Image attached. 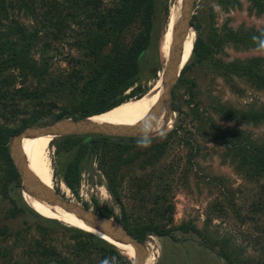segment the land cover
Masks as SVG:
<instances>
[{"label":"trees","instance_id":"1","mask_svg":"<svg viewBox=\"0 0 264 264\" xmlns=\"http://www.w3.org/2000/svg\"><path fill=\"white\" fill-rule=\"evenodd\" d=\"M247 1L251 10L264 16L263 0ZM219 2L226 11L239 7L238 0ZM38 5L45 10L35 15L34 19H40L48 39L42 45V52L37 51L43 38L42 28L37 23L36 27L29 28L25 23L2 21V18L7 19L8 8L33 14L34 10L28 1L0 0V196L11 203L5 219L23 215L34 220L30 225L24 218L26 225L21 229L27 233L34 228L38 236L25 252L27 264L30 260H34L33 264H104L105 261L107 264H132L113 245L80 228L66 227L65 222L43 218L23 202L19 193L10 194L20 187L21 180L10 156L9 142L12 136L28 127L69 118L78 120L98 116L124 103L140 99L147 92L142 84L144 70L154 63L156 78L164 67L157 54L159 41L166 31L170 16L167 0H113L108 3L103 0H63L60 3L56 0H39ZM192 26L198 31L199 25ZM48 27L57 33H52ZM64 39L70 40L71 53L63 57L64 67H55V54L52 51L56 49H51L50 42H62ZM209 40L211 43L200 36L196 37L190 59L181 74L190 63H201L208 59L227 40L245 46L264 43V31L255 33L251 30L247 34L243 32L241 36L229 31L224 38L215 37L214 42ZM213 45L216 46L215 51ZM218 66L223 67L224 75H237L256 91L264 93L262 59ZM223 116L245 124H264V108L225 110ZM193 117L198 118L197 111H193ZM184 119L162 140L101 135L61 137L54 141L56 158L70 154L72 157L66 162L55 161L57 175L60 172V181L65 189L77 198L83 165L88 159L94 158L106 180L108 193L119 203L124 174L133 172L130 170L132 167H138L139 170L154 167L166 153L171 141L177 139ZM211 130L218 133L217 139L223 141L225 153L232 158L231 161L238 162L236 168L239 171H243L249 178L264 177V142L256 144L240 131L229 132L214 125ZM204 136L207 139L208 135ZM179 141L197 150L191 138L181 137ZM155 174L158 183L165 184L162 187L164 194L154 195L150 208L143 205V216L136 218L135 223L130 224L123 207L119 219L114 216L111 208H102L92 199L94 211L113 217L138 241L146 236L168 237L176 241L173 234L175 231L196 232L189 224L171 226L173 204L165 193L170 189L171 172L163 168ZM145 179L148 182L143 185L138 179L132 178V186L136 189L132 198H136L144 187L149 188L148 183L153 179ZM156 186L159 187V184ZM139 200L145 201L142 196ZM83 206L90 208L87 204ZM258 206L260 208L261 204ZM53 227L68 234L74 242L71 257H66L54 245L47 243L46 240L52 237ZM8 231L6 225L0 226V258L6 254V248L1 247L6 237L15 235ZM17 244L23 243L18 241ZM215 246L220 249L217 256L227 264H240L237 258L229 255L232 251L228 250L226 242ZM95 254L99 255L97 259L93 257Z\"/></svg>","mask_w":264,"mask_h":264},{"label":"rangeland","instance_id":"2","mask_svg":"<svg viewBox=\"0 0 264 264\" xmlns=\"http://www.w3.org/2000/svg\"><path fill=\"white\" fill-rule=\"evenodd\" d=\"M27 1L34 10L33 14L8 8L7 19L2 18V21L25 23L29 28L36 27L37 23L42 28L41 37H43L37 51L42 52L43 43L48 41L44 34L46 29H43L40 19L34 18L45 9L40 8L39 0ZM56 1L60 3L63 0ZM103 1L108 3L113 0ZM238 1L239 7L226 11L219 4V0H194L192 11L194 19L191 18V24L199 25L198 31L193 28L195 39L200 36L211 43L209 39L214 42L215 37L224 38L229 31L235 32L238 36H241L243 32L247 34L251 30L255 33L264 31L263 14H258L254 9L251 10L247 0ZM176 4L177 0H167L169 19L172 13L177 14ZM49 31L57 33L51 28ZM161 41L162 38L159 41L157 57L159 56L164 66L166 60L160 52ZM50 43L51 49H56L52 51L55 54L54 66L64 67L62 59L71 53L70 40L64 39L62 42ZM258 47V44L245 46L227 40L208 59L201 63H190L186 71L180 75V82L172 92L171 128L164 127L159 131L160 133H152L142 138L133 137L162 140L165 135L175 130L181 119L185 117L182 128L178 130L177 139L171 141L166 153L154 167H146L144 170L132 167L130 170L133 172L124 174L119 203L115 202L108 193L105 187L106 180L94 158L88 159L83 165L78 197L76 198L68 189H65L60 181V172L57 175L55 161L66 162L72 154L60 155L58 159L56 158L54 141L60 137L49 140L43 151L51 182L49 188L58 190L62 197L65 196L74 203L82 206L87 204L91 209H93L92 199H95L100 207L111 208L114 216L119 219L122 217L124 208L130 224H133L136 218L143 216L141 207L144 205L145 208H150L154 195H161L164 192L162 187L165 184L158 183L155 173L162 171L163 168L169 169L170 189L165 193L173 204L171 226L180 227L189 224L197 231L187 233L175 231L173 234L177 238L176 241H171L168 237L153 236L156 246V258L153 264H227L224 259L217 256L220 249L219 246H215L223 242H226V247L232 251L229 255L237 258L240 264H264V177L249 178L243 171H239L236 168L238 162L231 161L232 158L225 153L223 141L217 139L218 133L211 130V126L214 125L229 132L240 131L256 144L264 142V124H245L223 116L225 110L246 111L250 108H264V93L256 91L237 75H224L223 67L218 66L230 63L243 64L254 58H260L264 62V52H258ZM215 49L216 46L213 45V51ZM154 68L153 63L151 67L144 70L142 75V84L147 92L162 74L160 71L154 78ZM188 102L191 104L189 105ZM193 111H197L198 118L193 117ZM204 134L208 135L207 139ZM181 137L191 138L197 150L179 141ZM146 177L154 181L148 183L149 188L144 187L136 198H132L136 190L132 186V178L138 179L140 184L144 185L148 182ZM157 184L159 187L156 186ZM18 193L24 201L20 187L10 194ZM140 196L145 200L144 202L139 200ZM259 204H261L260 208ZM10 207L11 203L0 196V226L6 225L8 232L15 233L9 238L6 237L4 245L1 246L6 248L4 251L6 254L5 257L0 258V264H27L28 257L25 252L33 244V239L38 236L34 228L27 233L21 229L26 225L23 222L24 218L30 225L34 223V220L23 215L15 219H5ZM66 225L64 226L72 227L68 223ZM51 230L52 237L46 240L47 243L54 245L66 257H71L74 242L69 235L55 227ZM17 232L20 233L16 235ZM18 241L23 244L16 245ZM117 249L124 254L122 248L117 246ZM93 257L97 259L99 255L95 254ZM128 259L133 263L134 260L129 257ZM33 261L30 260L29 264H33Z\"/></svg>","mask_w":264,"mask_h":264},{"label":"water","instance_id":"3","mask_svg":"<svg viewBox=\"0 0 264 264\" xmlns=\"http://www.w3.org/2000/svg\"><path fill=\"white\" fill-rule=\"evenodd\" d=\"M194 0H182L181 13L178 19L176 31L174 33V41L171 47L169 58L164 62L162 70V90L157 103L154 105L151 113L136 126H97L89 124L88 118L73 120L63 119L45 126L28 127L19 134L12 136L9 142L10 156L13 165L18 172L21 180V194L23 193L51 205L59 207L63 211L74 215L76 218L94 225L99 230L108 234L117 242L131 245L136 251V257L132 264H145L147 259L148 244L154 243L153 236H146L141 241L132 237L127 230L115 220L113 217H106L94 211L91 208H85L79 203H74L62 197L58 192H52L38 184L29 174L27 163L23 157L21 150L22 140L27 137L44 135L54 137L68 136H88L102 135L106 137H146L151 135V130L159 123L164 116L170 115L172 92L177 85L181 71L184 67H180L182 48L185 38L190 29ZM185 66V65H184ZM159 91H157L158 93ZM92 117V116H91ZM24 199V197H23ZM25 201V199H24Z\"/></svg>","mask_w":264,"mask_h":264},{"label":"bare ground","instance_id":"4","mask_svg":"<svg viewBox=\"0 0 264 264\" xmlns=\"http://www.w3.org/2000/svg\"><path fill=\"white\" fill-rule=\"evenodd\" d=\"M181 2L182 0H177V4L175 6L177 14L172 13L168 22L167 31L164 33L162 37L160 52L165 60L169 58L171 47L174 41V36H175L174 33L176 31L178 19L181 13ZM194 42H195V32L193 29H190L183 43L182 57H181L182 59L180 64L181 69L190 59ZM162 76L163 75L161 74V76L157 79L153 87L148 92H146L140 99H137L136 101L133 102L124 103L102 115L92 116L88 119L87 123L97 126H111V127H116V126L132 127L138 125L139 123L144 121L146 117H148L154 105L158 101L159 95L162 90V84H161ZM157 91L159 92L157 93ZM171 123H172V113L170 115L162 117L159 123L155 126L153 130L150 131V133H156V132L160 133L159 131L162 128L170 127ZM52 138H53L52 136H44V135H37V136L24 138L22 140L21 150L23 152V157L25 158V161L27 163V168L31 177L38 184H40L47 190L55 192V189L52 190L49 188V183L51 182L49 180L46 163L43 158V151L45 149V145ZM23 197L25 199V203L41 217L56 221H62L68 224L70 223L69 225L72 224L71 226L73 228H80L92 234L93 236H96L104 240L105 242L113 245L116 248L117 246L122 248L126 256H128L132 260L135 259L136 251L131 245L117 242L116 240L111 238L108 234L99 230L94 225H91L81 219L76 218L74 215L63 211L59 207H53L51 205H48L47 203L41 202L27 195L26 193H23ZM65 198L67 199V197ZM155 248H156L155 242L148 244L147 259L145 261V264L154 263L156 258Z\"/></svg>","mask_w":264,"mask_h":264},{"label":"clouds","instance_id":"5","mask_svg":"<svg viewBox=\"0 0 264 264\" xmlns=\"http://www.w3.org/2000/svg\"><path fill=\"white\" fill-rule=\"evenodd\" d=\"M258 52H264V43H261L259 47L257 48ZM104 264H107V261L104 262Z\"/></svg>","mask_w":264,"mask_h":264},{"label":"flooded vegetation","instance_id":"6","mask_svg":"<svg viewBox=\"0 0 264 264\" xmlns=\"http://www.w3.org/2000/svg\"><path fill=\"white\" fill-rule=\"evenodd\" d=\"M61 138V137H60ZM173 241V240H172Z\"/></svg>","mask_w":264,"mask_h":264}]
</instances>
